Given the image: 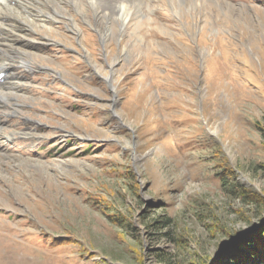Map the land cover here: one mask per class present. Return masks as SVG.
<instances>
[{"label": "rangeland", "instance_id": "374dc122", "mask_svg": "<svg viewBox=\"0 0 264 264\" xmlns=\"http://www.w3.org/2000/svg\"><path fill=\"white\" fill-rule=\"evenodd\" d=\"M11 1L0 264H233L264 223V0H153L105 39L88 6Z\"/></svg>", "mask_w": 264, "mask_h": 264}, {"label": "bare ground", "instance_id": "6f19581e", "mask_svg": "<svg viewBox=\"0 0 264 264\" xmlns=\"http://www.w3.org/2000/svg\"><path fill=\"white\" fill-rule=\"evenodd\" d=\"M18 1H20V0H18ZM45 1L50 6H53V5L63 6L64 4H71L74 6V8H77L78 11H81V10L86 11L85 6L92 8L94 10L95 16H96L98 21L101 22L103 20H106V23L104 24V26L99 30L101 38H104V39L107 38L112 32L111 22H116L118 24V27H119L121 33L126 34L131 23L133 21L140 19V16H144L146 14L145 11H147V13L153 12V8H152L153 6L152 5L154 3L153 0H135L134 7L129 8L126 6L125 7L120 6V7H117V9H116V11H114L113 15H110L104 9V0H86L85 2H84V0H45ZM180 1H182V0H180ZM17 3H19V2H17ZM5 4L12 6L10 9L11 11L13 8L16 7V4L13 3L11 0H7V1L0 0V29L4 30V32L6 30L11 34H13V32L17 33V31H20V30L24 31L25 30V28H23L24 25L22 27L17 26L18 22H22L21 19H17L16 18L17 16L16 17H13L11 15L7 16L3 13V11L5 10V9L3 10ZM19 5L21 6V8H24L26 10V12L30 13V14L27 13L28 14L27 16L25 15L26 18L29 20L32 19L31 21H33L35 23L38 20L39 23H42L45 25V24H49V23H47V18H55L54 15H49L48 17H45V14H43V12L41 11L43 5L40 4L41 5V7H40V5L37 4V2L33 4V3H30V1H29L26 4L19 3ZM36 6H39L40 9ZM13 11H14V9H13ZM20 11H18V12H20ZM56 11L57 10L55 9V13H56ZM34 13L41 14V15H37ZM4 35H2V36H4ZM2 39L0 38L1 43L3 41ZM3 63H5V62H2V64ZM1 68L4 69L3 72H5V70L8 71L7 65H5V64H3V66ZM2 73L0 72V74H2Z\"/></svg>", "mask_w": 264, "mask_h": 264}, {"label": "trees", "instance_id": "16d2710c", "mask_svg": "<svg viewBox=\"0 0 264 264\" xmlns=\"http://www.w3.org/2000/svg\"><path fill=\"white\" fill-rule=\"evenodd\" d=\"M262 131L264 132V130ZM252 198L264 204V197L252 196ZM112 209L109 208V211L115 212ZM242 240L241 246H238L241 247L242 253H238L236 250L231 252L230 258L233 264H264V225L260 226L256 232L250 233L248 238H242Z\"/></svg>", "mask_w": 264, "mask_h": 264}, {"label": "water", "instance_id": "95a60500", "mask_svg": "<svg viewBox=\"0 0 264 264\" xmlns=\"http://www.w3.org/2000/svg\"><path fill=\"white\" fill-rule=\"evenodd\" d=\"M263 225H264V223H263Z\"/></svg>", "mask_w": 264, "mask_h": 264}]
</instances>
